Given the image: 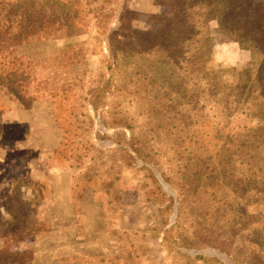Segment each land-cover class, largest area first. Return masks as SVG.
<instances>
[{
    "label": "rangeland",
    "instance_id": "374dc122",
    "mask_svg": "<svg viewBox=\"0 0 264 264\" xmlns=\"http://www.w3.org/2000/svg\"><path fill=\"white\" fill-rule=\"evenodd\" d=\"M196 1L97 0L88 31L16 48L35 78L25 94L10 77L0 85V264L264 263V199L236 192L215 130L153 110V56L130 38L161 33ZM210 25L207 68H249L251 50ZM80 41L89 61L62 62L64 45Z\"/></svg>",
    "mask_w": 264,
    "mask_h": 264
},
{
    "label": "trees",
    "instance_id": "16d2710c",
    "mask_svg": "<svg viewBox=\"0 0 264 264\" xmlns=\"http://www.w3.org/2000/svg\"><path fill=\"white\" fill-rule=\"evenodd\" d=\"M96 1L0 0V85L4 87L3 82L10 77L17 84V92L25 94L27 84L35 78L34 63L30 57L17 53L16 48L88 31L95 19L89 16L93 10L89 6ZM96 15L97 24H101L104 16L99 18L101 13L97 10ZM214 20L222 34L251 50L249 68H207L215 45L210 25ZM96 32L99 39L106 35L113 41L115 37L113 32L107 35V29L98 28ZM133 33V37L117 36L143 41L149 56H153L156 71L149 68L148 76L155 79L147 88L153 110L168 109L181 115L180 125L215 130L222 155L233 168L236 192L264 199V0H197L187 5L184 15L170 16L161 33ZM87 43L64 45L62 62L74 65L89 61L94 51L85 48ZM117 59L113 54V73L103 78V89L115 80ZM99 87L90 93L94 99L89 102L95 109L100 104L99 95H95L97 90L101 92ZM61 92L65 95L67 91L63 88ZM58 104V109L65 106L61 101ZM193 117L197 119L186 121ZM258 235L264 236V230ZM18 262L15 259L12 264Z\"/></svg>",
    "mask_w": 264,
    "mask_h": 264
}]
</instances>
